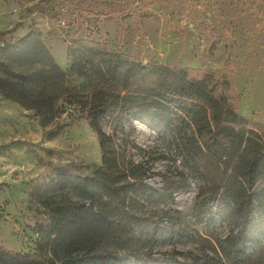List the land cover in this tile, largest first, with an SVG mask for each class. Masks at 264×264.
<instances>
[{
  "label": "rangeland",
  "instance_id": "374dc122",
  "mask_svg": "<svg viewBox=\"0 0 264 264\" xmlns=\"http://www.w3.org/2000/svg\"><path fill=\"white\" fill-rule=\"evenodd\" d=\"M0 31H7L13 42L36 37L52 58L31 61L9 52L0 62L3 250H34L31 228L42 213L30 194L56 167L85 176L101 163L88 120L72 119L75 106L65 101L72 89H80L82 78L54 76L53 63L58 71H67L68 52L77 48L73 40L103 42L109 50L144 63L210 72L228 83L237 111L264 132V0H0ZM102 128L126 146L134 161L145 163L150 186L161 191L184 185L173 199L154 198L146 204L163 233L147 242L108 244L105 249L127 256L133 248L159 261L175 250L226 260L225 237L236 227L197 213L200 182L181 166L167 137L134 118L122 128L103 120ZM255 230L261 249L249 260L264 264V224Z\"/></svg>",
  "mask_w": 264,
  "mask_h": 264
},
{
  "label": "trees",
  "instance_id": "16d2710c",
  "mask_svg": "<svg viewBox=\"0 0 264 264\" xmlns=\"http://www.w3.org/2000/svg\"><path fill=\"white\" fill-rule=\"evenodd\" d=\"M6 34L0 31V62L9 52L31 61L51 58L36 37L13 42ZM71 43L77 48L68 52L67 71H58L53 63L54 76L82 78L80 89H72L65 101L75 106L72 119L88 120L101 163L85 176L56 167L30 194L42 213L31 228L34 250L0 248V264H254L249 258L261 249L255 229L264 224V132L237 111L228 83L210 72L144 63L109 50L103 42ZM129 118L166 136L181 166L200 182L197 213L234 224L236 230L225 237L226 260L175 250L159 261L133 248L127 256L105 249L108 244L147 242L163 233L146 204L154 198L173 199L184 187L160 191L150 186L145 163L134 161L126 146L102 128L103 120L122 128Z\"/></svg>",
  "mask_w": 264,
  "mask_h": 264
}]
</instances>
